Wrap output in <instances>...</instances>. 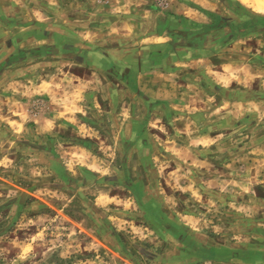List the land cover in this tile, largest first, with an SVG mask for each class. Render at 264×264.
Here are the masks:
<instances>
[{
	"label": "rangeland",
	"instance_id": "1",
	"mask_svg": "<svg viewBox=\"0 0 264 264\" xmlns=\"http://www.w3.org/2000/svg\"><path fill=\"white\" fill-rule=\"evenodd\" d=\"M45 3L0 0V264H264V20L205 0L217 30L185 43L233 64L225 86L185 71L184 100L159 101L112 72L130 83L170 47L59 34L31 14Z\"/></svg>",
	"mask_w": 264,
	"mask_h": 264
},
{
	"label": "crops",
	"instance_id": "2",
	"mask_svg": "<svg viewBox=\"0 0 264 264\" xmlns=\"http://www.w3.org/2000/svg\"><path fill=\"white\" fill-rule=\"evenodd\" d=\"M147 2L148 0H46L42 7L34 4L31 14L37 16L39 13L40 16L47 19L52 16L50 13L53 11L58 16L56 18L59 21V34L67 31L73 32L82 41L99 48L109 46L117 39L131 38L136 39L142 49L153 46L170 47L167 57L162 56L161 60L150 64L147 70L135 71L134 80L130 83L112 72L113 76L120 79V83L125 87H133L147 99L154 98V100L164 101L176 98L184 100L182 94L173 92L176 82L170 78L178 77L181 72H190V70L193 71L194 77L189 80L190 82L185 80L186 83L202 86L197 81V77H202L224 87L222 82H225L228 77L223 71L227 72L233 64L229 67L226 63L211 65L210 58L206 56L205 52L202 51L200 54L192 51L185 43L186 38H192L190 45L192 48L199 45L203 36L210 37V34L217 30L218 26H214V21L212 22L205 13H210L215 19L218 14L206 5L205 0H183L184 4L180 5L178 9L164 13L146 5ZM219 26L221 29L230 27L225 23L219 24ZM176 34H180L181 37H177V40L173 41ZM165 35L168 40L164 38ZM176 52L180 54L174 57ZM149 60L152 59L149 58ZM167 60L172 61L173 69H165L160 64ZM65 75V73L54 75L51 81L58 77L61 80ZM84 80L83 76H74V81L78 83ZM50 92H53L52 88ZM30 120L33 122L35 134H39L42 129L46 130L47 124H50V121L44 118L35 120L31 117Z\"/></svg>",
	"mask_w": 264,
	"mask_h": 264
},
{
	"label": "trees",
	"instance_id": "3",
	"mask_svg": "<svg viewBox=\"0 0 264 264\" xmlns=\"http://www.w3.org/2000/svg\"><path fill=\"white\" fill-rule=\"evenodd\" d=\"M222 3L227 7L231 8L234 7V11L241 16L247 15L252 20H264V18H261L257 15L250 14L246 11L244 7H242L239 3H237L235 0H221ZM212 21L215 22V18L210 13H205ZM243 35H235V37H242Z\"/></svg>",
	"mask_w": 264,
	"mask_h": 264
},
{
	"label": "bare ground",
	"instance_id": "4",
	"mask_svg": "<svg viewBox=\"0 0 264 264\" xmlns=\"http://www.w3.org/2000/svg\"><path fill=\"white\" fill-rule=\"evenodd\" d=\"M243 3H249V0H240ZM253 2L259 4L260 6H262L264 8V0H252Z\"/></svg>",
	"mask_w": 264,
	"mask_h": 264
},
{
	"label": "flooded vegetation",
	"instance_id": "5",
	"mask_svg": "<svg viewBox=\"0 0 264 264\" xmlns=\"http://www.w3.org/2000/svg\"><path fill=\"white\" fill-rule=\"evenodd\" d=\"M212 21V20H211ZM213 22V21H212Z\"/></svg>",
	"mask_w": 264,
	"mask_h": 264
}]
</instances>
